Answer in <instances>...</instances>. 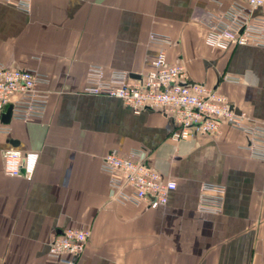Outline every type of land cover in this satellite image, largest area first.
<instances>
[{"label": "crops", "instance_id": "0c3cea01", "mask_svg": "<svg viewBox=\"0 0 264 264\" xmlns=\"http://www.w3.org/2000/svg\"><path fill=\"white\" fill-rule=\"evenodd\" d=\"M237 1L31 0L29 11L0 2V64L50 80L44 118L11 120L0 134V264L53 263L49 245L66 229L90 232L76 264H264V159L246 148L247 134L224 122L218 134L175 141L163 111L135 114L84 93L91 65L147 74L156 33L172 41L168 63L190 82L264 125V49L206 44L210 13ZM10 148L38 152L32 181L6 176ZM133 150L177 183L167 205L116 201L102 159Z\"/></svg>", "mask_w": 264, "mask_h": 264}, {"label": "built area", "instance_id": "2783aa9c", "mask_svg": "<svg viewBox=\"0 0 264 264\" xmlns=\"http://www.w3.org/2000/svg\"><path fill=\"white\" fill-rule=\"evenodd\" d=\"M0 2L24 11L31 9V0ZM206 30V44L214 49L230 50L248 45L264 49V0H238L226 10L211 12ZM150 43L157 45L159 50L147 74L136 79L125 71L116 70L107 74L102 66L91 65L84 93L119 99L135 114L146 109L163 111L174 123L172 138L175 141L218 134L222 124L229 123L247 134L250 145L246 148L257 158L264 159V125L250 123L245 113L233 111L227 98L216 89L203 83L190 82L184 66L169 64L167 49L172 41L167 36L153 33ZM225 81L237 80L227 76ZM49 83V78L37 70L8 68L0 64V134L6 135L11 131L3 121L9 108H12L11 120L27 122L44 118L50 99L45 87ZM10 149L3 152L6 176L32 181L39 160L34 170L28 173L27 157L30 153L38 152L21 151L19 166L10 175L6 172ZM101 168L109 175L116 201L123 204L132 203L148 208L164 206L177 189V183L154 169L141 150H133L127 156L110 152L103 157ZM214 190L221 191L218 188ZM205 202L201 207L203 211L209 209ZM89 240L90 232L86 230L61 231L49 245L51 264H76Z\"/></svg>", "mask_w": 264, "mask_h": 264}, {"label": "clouds", "instance_id": "9594fccd", "mask_svg": "<svg viewBox=\"0 0 264 264\" xmlns=\"http://www.w3.org/2000/svg\"><path fill=\"white\" fill-rule=\"evenodd\" d=\"M20 157H21V151L19 149H10L8 152V158H9V166L6 169L7 174H14L16 168L19 166L20 163ZM39 160V155L36 153H30L27 157V167L26 171L28 173H31L35 166L37 161Z\"/></svg>", "mask_w": 264, "mask_h": 264}, {"label": "water", "instance_id": "95a60500", "mask_svg": "<svg viewBox=\"0 0 264 264\" xmlns=\"http://www.w3.org/2000/svg\"><path fill=\"white\" fill-rule=\"evenodd\" d=\"M11 111H12V108H9L8 112L3 117V121L7 124L11 121Z\"/></svg>", "mask_w": 264, "mask_h": 264}]
</instances>
